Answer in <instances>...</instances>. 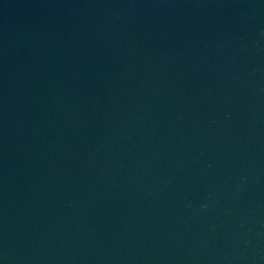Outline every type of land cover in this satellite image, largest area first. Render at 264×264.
<instances>
[{"label":"water","instance_id":"1","mask_svg":"<svg viewBox=\"0 0 264 264\" xmlns=\"http://www.w3.org/2000/svg\"><path fill=\"white\" fill-rule=\"evenodd\" d=\"M264 151V0H197Z\"/></svg>","mask_w":264,"mask_h":264}]
</instances>
